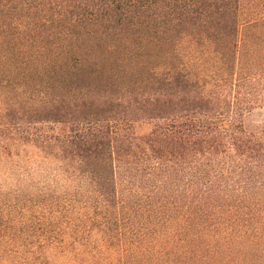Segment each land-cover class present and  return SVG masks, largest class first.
I'll return each instance as SVG.
<instances>
[{"label":"trees","instance_id":"1","mask_svg":"<svg viewBox=\"0 0 264 264\" xmlns=\"http://www.w3.org/2000/svg\"><path fill=\"white\" fill-rule=\"evenodd\" d=\"M262 106L264 0H0V264H264Z\"/></svg>","mask_w":264,"mask_h":264},{"label":"rangeland","instance_id":"2","mask_svg":"<svg viewBox=\"0 0 264 264\" xmlns=\"http://www.w3.org/2000/svg\"><path fill=\"white\" fill-rule=\"evenodd\" d=\"M254 127L262 126L264 125V106L256 109L254 113L252 114V118L250 121ZM138 132H144L146 128L144 127H138Z\"/></svg>","mask_w":264,"mask_h":264}]
</instances>
